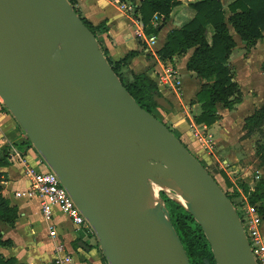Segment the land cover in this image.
I'll return each instance as SVG.
<instances>
[{
	"label": "water",
	"instance_id": "1",
	"mask_svg": "<svg viewBox=\"0 0 264 264\" xmlns=\"http://www.w3.org/2000/svg\"><path fill=\"white\" fill-rule=\"evenodd\" d=\"M0 100L107 264H189L156 186L193 215L216 264H256L228 196L136 103L68 0H0Z\"/></svg>",
	"mask_w": 264,
	"mask_h": 264
},
{
	"label": "crops",
	"instance_id": "2",
	"mask_svg": "<svg viewBox=\"0 0 264 264\" xmlns=\"http://www.w3.org/2000/svg\"><path fill=\"white\" fill-rule=\"evenodd\" d=\"M140 1L141 0H75V6L93 27L104 24V30L98 31L96 34L97 40L100 47L106 51L107 56L112 61L120 60L129 52H137V55L131 57L126 67L122 70L123 75L127 77L128 81L131 80L132 74L143 72L158 84V78L160 76L165 75L168 71L173 72V83L163 86L159 85L161 93L172 103L173 108L169 112L157 108L154 110L155 116L166 124V122L160 118V115H163L166 120L173 124V130L179 133L180 141L200 162H202L203 159L205 164L213 167L219 160L221 165L219 167L220 172L218 173V177L214 176L212 171L207 168L208 172L214 177L221 188L225 187L229 192H233L234 189H237L239 192L238 198L241 201L244 195L241 187L237 185L238 181H242L250 190H253L256 182L259 179H264V162L262 164L260 159L256 156L257 143L260 138L256 133L244 137L246 131L242 130L245 118L252 115L256 109L264 104V93L261 95V93L258 92V94L253 97L248 94L247 90V97L250 96L252 101L250 104L246 105V107L244 106L243 94L241 102L237 104L233 110L225 109L221 104H218L216 106V122L211 127L206 128L212 134V129L217 126L219 136L216 140H214L213 137L214 146L211 150L199 149L193 136L192 127H196L193 116L200 112V108L196 113H193V110L199 107V104L196 102V93L200 90L202 81L200 78L196 77L194 73L186 69V62L191 54V50L180 55H175L171 60H162L160 58L158 51L165 42L166 34L170 29L175 28L173 22L167 26L169 19L166 20L165 25L156 35L154 44L151 45V47H147L145 38L148 35L143 25L134 17V11L125 12L119 7L120 3L134 4L135 7H137ZM180 1L181 4L175 7L171 14L176 8L182 5L190 8L189 4L195 0ZM185 13V11H176V14L180 15ZM189 16H193V14ZM191 18L192 17L188 18L185 22ZM165 26L167 28L163 31ZM137 28L141 29L142 35L138 36L135 34ZM262 35L263 39L258 40L256 45L248 52L245 51V46L238 35H233L236 47L238 46V49L242 50V54L239 56L237 55L235 59H238V62L242 61V64L247 66L251 56L257 50L264 51V31ZM238 43H240V46ZM245 52L247 54L246 56L244 55ZM179 61H181L182 64L177 65ZM229 63L231 64L232 62L229 61ZM263 64L264 63L259 64V70L264 78V73L261 70ZM247 77L248 74H246V78ZM235 78L236 76L234 75V79ZM261 82L262 85H264V80L262 78ZM183 138L193 144L196 149L195 152H198L200 157L190 149ZM16 143L22 144L23 147H21L20 150L26 154L30 163L37 162L40 156L33 147L26 144L24 131L0 101V150L4 147L9 149L10 145L17 147ZM223 174L230 183L229 186L226 184ZM18 177L21 178V180L23 178L22 170L19 165L14 163L6 168H0L1 192L18 208V218L14 227L11 228L4 224H0V231L4 238H8L12 241L10 247H0V255L5 259H16V264H54L53 244L48 238V224L43 220L40 214L38 199L33 198L34 205H30L28 209H22L17 202L12 200L13 197H16L15 193L21 191L16 185ZM262 204L264 206V200ZM36 214L39 216V223L41 224L39 229H37L33 219V216ZM52 220L59 234L58 241L62 242L73 255V264H105L101 252L95 245L97 240L94 235L76 231L70 221L57 208L53 210ZM261 229L264 230V218H262ZM78 242L84 243L88 247V250L80 247Z\"/></svg>",
	"mask_w": 264,
	"mask_h": 264
},
{
	"label": "trees",
	"instance_id": "3",
	"mask_svg": "<svg viewBox=\"0 0 264 264\" xmlns=\"http://www.w3.org/2000/svg\"><path fill=\"white\" fill-rule=\"evenodd\" d=\"M68 2L97 39L96 34L98 31L104 30V24L93 27L75 6V0H68ZM180 4V0H141L139 5L135 7L134 17L143 25L148 36H156L165 25L166 20L169 19L172 10ZM189 5L194 12L192 18L167 32L165 42L158 54L162 60H171L175 55L191 50L186 62V69L202 81L200 90L196 93V102L199 104L200 112L193 116V121L198 127H211L217 119L216 106L218 104H221L225 109L233 110L242 100L240 85L234 79V70L229 63L232 51L236 47L232 32L238 35L246 52L254 47L258 40L263 39L264 0H229L226 4L222 0H195ZM154 15L162 18L157 26L151 24ZM101 50L114 73L141 108L154 116V110L157 108L165 112L172 110V103L163 96L158 84L146 73L132 74L130 81H123L122 70L126 67L128 60L137 55V52H129L120 60L112 61L107 56L106 51L102 48ZM261 70L264 73V64L261 66ZM167 127L179 139V133L169 126ZM242 130L246 131L244 137L252 133L259 136L256 156L263 164L264 104L256 109L252 115L245 118ZM26 144L32 147L27 137ZM16 146L19 149L23 147L22 144L17 143ZM7 150V147L0 150V168L11 165ZM224 179L229 186L230 183L225 175ZM237 185L241 187L247 202L254 206L264 218V206L262 204L264 179H259L253 190H250L242 181H238ZM225 194L236 207L234 200L239 197L237 189H234L233 192L226 191ZM159 196L168 211L173 228L186 253L188 263L216 264L210 244L193 215L179 202L167 197L164 192H160ZM17 218V206L13 205L2 194L0 186V224L12 228ZM11 245L12 241L4 238L0 231V247H10ZM95 245L101 252L97 241ZM102 258L107 264L103 255ZM0 264H16V259H5L0 255Z\"/></svg>",
	"mask_w": 264,
	"mask_h": 264
},
{
	"label": "built area",
	"instance_id": "4",
	"mask_svg": "<svg viewBox=\"0 0 264 264\" xmlns=\"http://www.w3.org/2000/svg\"><path fill=\"white\" fill-rule=\"evenodd\" d=\"M119 7L125 12H133L134 4L120 3ZM161 16L154 15L151 24L157 26L161 21ZM136 35H142L141 29L137 28ZM156 40V36H146L145 43L151 47ZM173 72L168 71L158 78V86L173 83ZM1 101V100H0ZM193 136L204 150H211L214 146L213 136L205 126L192 127ZM8 157L11 164H17L22 170L23 178L27 182L24 190L17 191L16 197L33 199L37 198L40 206V214L48 224V238L53 244L54 264H73V255L67 247L58 241V232L53 223V210L57 208L72 224L76 231L94 235L91 227L76 207L66 189L61 185L57 175L51 171L41 157L35 163H30L26 154L19 148L10 145ZM258 177V176H256ZM157 193L164 192L167 197L178 201L177 196L168 189L157 187ZM223 189V188H222ZM224 191V190H223ZM225 191L229 192L228 189ZM224 191V192H225ZM241 215L239 218L251 248L256 264H264V230L261 229L262 217L256 208L247 202L245 196L239 202ZM236 212L237 208L234 207ZM238 213V212H237Z\"/></svg>",
	"mask_w": 264,
	"mask_h": 264
},
{
	"label": "rangeland",
	"instance_id": "5",
	"mask_svg": "<svg viewBox=\"0 0 264 264\" xmlns=\"http://www.w3.org/2000/svg\"><path fill=\"white\" fill-rule=\"evenodd\" d=\"M228 1L229 0H222V2L224 4H226ZM176 11H180V12L185 11L186 13L180 15V14H176ZM190 14H193V11H192L191 8H189L187 6L182 5V6L178 7V8H176L175 11L171 14V16L169 18V21L167 23V26L170 25V23H172V22L174 23L173 24L174 27L179 26L180 24L185 22L188 18L192 17V16H189ZM166 28L167 27L165 26L163 31ZM232 34L235 36V33L232 32ZM161 35H162V33H161ZM238 45L240 46V43H238ZM241 51L242 50L238 49V46L236 48H234L233 52H232V54L230 56L229 61L234 64L233 65L231 63L230 65L232 66V68L234 70V75L236 76L235 80L239 83V85L241 87V91H242V94H243V99H244V102H245L244 106L246 107V105L250 104L251 101H252L250 96L247 97V93H246L247 90H248V94L253 96V97L256 96L258 94V92H260L261 95H263V93H264V85H262V82H261V78L263 80H264V78L262 77V75H261L262 73L259 70V64L260 63H264V51L257 50L251 56L247 66L243 65L242 61L238 62L237 61L238 59H235L237 57V55L239 56V55L242 54ZM244 55L245 56L247 55L246 52H245ZM180 64H182L181 61H179L177 65H180ZM245 73L248 74V77H247L248 79L246 78V74ZM122 79H123L124 82H127V77L125 75L122 76ZM251 84H253V85H251ZM248 85L249 86L251 85V86L249 87ZM253 86L256 89H258V90H256ZM193 111H194L193 113L198 112L199 111V107H196L195 110H193ZM160 118L163 119L166 122V125L169 126L171 129L174 128L173 124L170 121L166 120V118L163 115H160ZM211 132L213 134L214 140H216L218 138V136H219L218 127L215 126L212 129ZM183 140L186 141L185 138H183ZM195 142H197V141H195ZM186 143L190 147L191 150H193L194 152L196 151V149L194 148L193 144L190 141L187 140ZM197 144H198L199 149H203L198 142H197ZM197 144H196V146H197ZM195 153L198 154V157H200V154L198 152H195ZM201 163H204L203 159H202ZM203 165L206 168V170L208 168L210 171H212V174H214V176L218 177V173L220 172L219 167L221 165L219 160L215 163V165L213 167H210L209 165H207L205 163ZM223 176H224V174H223ZM17 181H18L16 183L17 187H19L21 190L26 188L27 182L25 181V179L22 178V180H21V178L18 177ZM223 190L225 191L226 188L224 187ZM12 200L17 202L21 206L22 209L23 208H27L28 209L30 207V205H34V199L27 200L25 198L13 197ZM239 202H240L239 198H235L234 203L236 205L237 212H238V214L241 215V212H240V209H239V206H238ZM33 219H34L35 225L37 226V229H39V227L41 226V224L39 223V216H37V214H36V215L33 216Z\"/></svg>",
	"mask_w": 264,
	"mask_h": 264
},
{
	"label": "bare ground",
	"instance_id": "6",
	"mask_svg": "<svg viewBox=\"0 0 264 264\" xmlns=\"http://www.w3.org/2000/svg\"><path fill=\"white\" fill-rule=\"evenodd\" d=\"M153 194H154V196L157 195V189L156 188L153 189Z\"/></svg>",
	"mask_w": 264,
	"mask_h": 264
}]
</instances>
